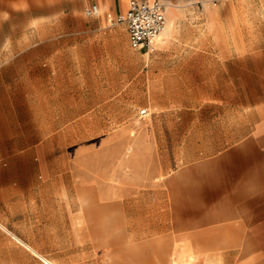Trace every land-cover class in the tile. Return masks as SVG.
<instances>
[{
	"label": "crops",
	"instance_id": "1",
	"mask_svg": "<svg viewBox=\"0 0 264 264\" xmlns=\"http://www.w3.org/2000/svg\"><path fill=\"white\" fill-rule=\"evenodd\" d=\"M129 1L86 0L83 14L92 3L99 13L75 21L72 34L84 52L98 46L114 61L111 74H123L129 63L138 78L126 25L116 20ZM159 1L166 26L145 53L147 74L163 85V98L152 102L162 109L152 123L161 124L163 144L161 151H134L132 144L129 162L141 152L146 170L132 174L127 186L141 190L112 196L104 183L98 195H81L95 185L73 173L60 180L57 158L43 165L33 151H2L0 264H202L183 259L185 244L178 241L194 236L201 251L204 227L211 228L212 245L226 234L228 245L253 241L264 250V123L250 110L251 92L264 91V71L251 61L264 56L252 54L250 38L230 32L245 26L257 9L254 0ZM204 91L226 109L216 117V138L172 144L184 117L170 109L201 106L196 93Z\"/></svg>",
	"mask_w": 264,
	"mask_h": 264
},
{
	"label": "rangeland",
	"instance_id": "2",
	"mask_svg": "<svg viewBox=\"0 0 264 264\" xmlns=\"http://www.w3.org/2000/svg\"><path fill=\"white\" fill-rule=\"evenodd\" d=\"M85 1L0 0V162L2 151H33L37 164H50L57 158L60 180L66 181L73 173L95 185L81 195H98L106 183L108 195L126 196L141 190L127 186L134 179L132 174L140 177L146 170L141 152L135 163L129 162L133 142L134 151H161L163 143L157 133L161 124L152 121H157L153 116L161 115L162 109L152 102L163 98V85L147 74L145 50L131 48L139 62L138 78L130 75L129 63L123 74H111L114 61L98 46L84 52L72 32L75 21L88 19L83 14ZM252 3L257 9L243 21L245 26L232 27L230 32L250 38L252 54L264 56V0ZM251 65L264 71V58L252 59ZM173 94L178 93H172V100ZM196 95L201 106L170 109L184 117L180 131L171 135L172 144L216 138V117L226 109L210 103L214 95L210 91ZM251 95L254 107L250 110L255 111L257 122L264 123V91ZM143 108L148 114L141 118L138 112ZM212 238L211 228L204 227L202 250L195 251L194 236H180L178 242L185 244L182 258L202 264L264 261V250L253 241L228 245L226 234H220L218 244L212 245Z\"/></svg>",
	"mask_w": 264,
	"mask_h": 264
},
{
	"label": "built area",
	"instance_id": "3",
	"mask_svg": "<svg viewBox=\"0 0 264 264\" xmlns=\"http://www.w3.org/2000/svg\"><path fill=\"white\" fill-rule=\"evenodd\" d=\"M98 13L99 7L96 3L84 9L86 16H95ZM116 20L125 23L132 49L147 50L166 26L165 5L159 0H130L126 11ZM146 113V108L138 112L139 116Z\"/></svg>",
	"mask_w": 264,
	"mask_h": 264
},
{
	"label": "bare ground",
	"instance_id": "4",
	"mask_svg": "<svg viewBox=\"0 0 264 264\" xmlns=\"http://www.w3.org/2000/svg\"><path fill=\"white\" fill-rule=\"evenodd\" d=\"M159 37V36H158Z\"/></svg>",
	"mask_w": 264,
	"mask_h": 264
}]
</instances>
